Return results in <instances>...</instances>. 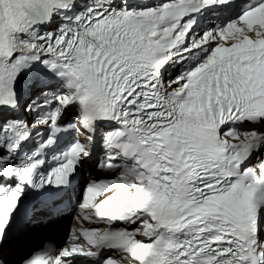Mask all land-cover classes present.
I'll return each instance as SVG.
<instances>
[{
	"label": "snow or ice",
	"instance_id": "obj_1",
	"mask_svg": "<svg viewBox=\"0 0 264 264\" xmlns=\"http://www.w3.org/2000/svg\"><path fill=\"white\" fill-rule=\"evenodd\" d=\"M0 264H264V0H0Z\"/></svg>",
	"mask_w": 264,
	"mask_h": 264
},
{
	"label": "bare ground",
	"instance_id": "obj_2",
	"mask_svg": "<svg viewBox=\"0 0 264 264\" xmlns=\"http://www.w3.org/2000/svg\"><path fill=\"white\" fill-rule=\"evenodd\" d=\"M36 238L37 237L35 235H33L30 238H28V240L25 239V241L22 244L19 245V246H22L23 247V249L20 252V255L26 253V247H27V245H29L30 243H32L33 241H35Z\"/></svg>",
	"mask_w": 264,
	"mask_h": 264
}]
</instances>
